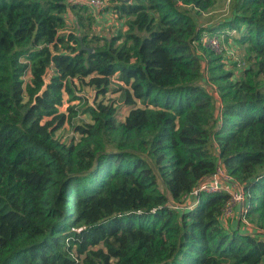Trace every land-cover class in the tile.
Masks as SVG:
<instances>
[{"label": "trees", "instance_id": "16d2710c", "mask_svg": "<svg viewBox=\"0 0 264 264\" xmlns=\"http://www.w3.org/2000/svg\"><path fill=\"white\" fill-rule=\"evenodd\" d=\"M224 1L217 26L198 19L218 0L118 2L125 29L105 35L87 5L0 0V264H264L259 234L225 226L226 193L171 207L219 161L264 232V0ZM204 31L234 33L240 72ZM76 80L91 123L59 111ZM66 123L80 144L55 136Z\"/></svg>", "mask_w": 264, "mask_h": 264}, {"label": "rangeland", "instance_id": "374dc122", "mask_svg": "<svg viewBox=\"0 0 264 264\" xmlns=\"http://www.w3.org/2000/svg\"><path fill=\"white\" fill-rule=\"evenodd\" d=\"M111 1H114V0H111ZM229 17H230V12H229L228 3L225 2L224 0L223 1L218 0L216 7H215V10H213L210 13H205V14L201 15L198 19V23L205 25V26H207V25L208 26H215V25L217 26L220 22H222L223 19L229 18ZM68 19H69V28H71V26L74 25L73 18L70 17ZM226 29L227 28L221 29V32L222 33L226 32ZM231 34L233 35L234 33L231 32ZM232 35L223 36L224 37V39H223L224 45H225V48L227 51L224 50V51H220V53H217V52H213V53L222 54V59H223L222 62H223L224 70H231L235 74H237L238 72H240V70H242L244 65H242V63L238 62V57H237V55H235L236 44L231 39ZM201 52H203V50L198 48L197 53L201 54ZM202 55H201L203 58L202 63L206 65L207 64V62H206L207 55L204 56V52L202 53ZM204 78H206V77L204 76ZM87 79L88 78H86L85 80L87 81ZM113 81L116 82L115 79H113ZM71 87L73 88L74 95L78 98H81V100L76 99V100H69L68 101V96H65L64 99L66 98V102L68 105H66V104L63 105V103H62V105L59 106V111L60 112H68L67 111L68 107L73 106L74 110H76V112L72 113L73 114V118H72L73 124H76V123L78 124L81 122H90L91 123L92 120H91L90 115L86 112H83L82 110L85 107L83 104L86 103V104L90 105L92 103L93 99L96 97V95H95L96 89L86 85L85 83H80L77 80H76V83L71 82ZM109 98L113 99L115 101V104L117 105V109H118L119 118L124 119V117L126 116V113L131 108V106H127L122 102V99L120 97L119 92H112V91L108 92L104 96V100L107 101ZM97 99H102V97L98 96ZM136 104H137V106H143L141 104V102H139V101H136ZM73 124L66 123L63 127H61L56 132L55 136L59 139V141L66 143V144H70V143L80 144V142H81L80 134H78L76 131H74V125ZM226 224L229 227L236 224V225H239L242 230L251 231L252 233H257L262 237L264 236V232L263 231H257L258 229H256L255 226L252 224V222H250L248 220L242 221V220H235L233 218V219L226 220Z\"/></svg>", "mask_w": 264, "mask_h": 264}, {"label": "built area", "instance_id": "2783aa9c", "mask_svg": "<svg viewBox=\"0 0 264 264\" xmlns=\"http://www.w3.org/2000/svg\"><path fill=\"white\" fill-rule=\"evenodd\" d=\"M85 2L93 10L99 11L106 7L108 0H85ZM223 39L224 37L220 33L204 31L199 41L203 47L220 53V51L226 50ZM221 192L227 194V200L222 209V218L224 220L233 218L235 220H247L245 218L247 209L244 205L245 195L242 186L233 176L226 172L219 161L212 174L204 177L190 192L185 194L180 204H173L171 207L178 211H187L196 205L199 193L214 194Z\"/></svg>", "mask_w": 264, "mask_h": 264}, {"label": "crops", "instance_id": "0c3cea01", "mask_svg": "<svg viewBox=\"0 0 264 264\" xmlns=\"http://www.w3.org/2000/svg\"><path fill=\"white\" fill-rule=\"evenodd\" d=\"M71 1L73 4L88 6L85 0H71ZM126 1L128 0H120V1L119 0H114V1L109 0L107 2L106 7L99 11H95L91 7L86 6L90 10L92 15L94 16L95 23L93 25V30H95L96 33L98 34H105V35L117 33L118 30L123 31L125 29V25H124L125 18L119 17L116 11L115 5H117L118 2H126ZM68 16L69 18L70 17L73 18V15L70 11L68 12ZM101 31L105 33H102ZM64 100L65 101H63V105L64 104L68 105L66 102V98ZM225 226H227L226 223H225Z\"/></svg>", "mask_w": 264, "mask_h": 264}, {"label": "water", "instance_id": "95a60500", "mask_svg": "<svg viewBox=\"0 0 264 264\" xmlns=\"http://www.w3.org/2000/svg\"><path fill=\"white\" fill-rule=\"evenodd\" d=\"M89 51H90V49H89Z\"/></svg>", "mask_w": 264, "mask_h": 264}]
</instances>
